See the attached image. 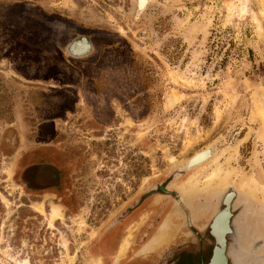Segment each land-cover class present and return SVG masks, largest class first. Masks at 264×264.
I'll return each instance as SVG.
<instances>
[{
    "label": "rangeland",
    "instance_id": "1",
    "mask_svg": "<svg viewBox=\"0 0 264 264\" xmlns=\"http://www.w3.org/2000/svg\"><path fill=\"white\" fill-rule=\"evenodd\" d=\"M142 1L136 18L138 0H0V264H101L92 234L210 147L186 171L190 191L214 213L227 192L264 204L263 0ZM87 35L86 61L59 50ZM89 89L142 106L105 110ZM31 156L54 158L73 207L31 190L32 171L22 185ZM247 229L264 237V216Z\"/></svg>",
    "mask_w": 264,
    "mask_h": 264
},
{
    "label": "flooded vegetation",
    "instance_id": "2",
    "mask_svg": "<svg viewBox=\"0 0 264 264\" xmlns=\"http://www.w3.org/2000/svg\"><path fill=\"white\" fill-rule=\"evenodd\" d=\"M140 16L137 10L136 18ZM59 47L55 53L59 50L63 53L68 51L67 54L74 60L86 61L95 53V45L88 35L77 37L66 46ZM89 91L90 89L87 92ZM92 91L90 95L102 100L105 110L114 111L113 102H120L118 98H113V101L105 99V90ZM116 95L115 97L120 95L118 90ZM128 95H134L132 99L139 96L135 91ZM127 101L119 103L126 112L140 110L141 104L136 107ZM47 123L53 125L55 132L56 119H50ZM99 124L101 125L100 121ZM54 146L56 145H50ZM33 158L34 156L29 157V162L22 161V185L27 187V181H30L28 174L32 171L34 183L31 190L37 192L47 189L65 207H73L68 178L64 177L54 158L32 160ZM46 174L49 175L47 180L44 178ZM185 178L186 171L175 169L148 183L144 191L119 211L101 231L92 234L89 251L94 250L102 257L101 264H211L215 250L221 248L214 235L213 225L217 215L226 211L230 214L227 221L230 231L225 235V255L227 264H234L230 253L236 249L232 231L235 213L232 211L233 203L229 208L226 204L228 196L233 192L224 195L220 209L214 213L215 204L200 201L193 190L190 191L184 184ZM142 215H145L142 225H133ZM131 226H135L133 233L124 234L125 229Z\"/></svg>",
    "mask_w": 264,
    "mask_h": 264
},
{
    "label": "water",
    "instance_id": "3",
    "mask_svg": "<svg viewBox=\"0 0 264 264\" xmlns=\"http://www.w3.org/2000/svg\"><path fill=\"white\" fill-rule=\"evenodd\" d=\"M193 158L194 157H192L190 160H192ZM189 163L190 162H187L183 170L187 171L186 168ZM231 199H235L233 201V203L235 202V207L242 206L241 212L238 214V216H236V218H233L232 221V231L235 236L236 250L241 251V255H237L235 257L237 259V263L241 264L240 261L242 259H244L245 257H250L252 264H264V237H250L252 235L249 236V234L246 233L247 224H250L253 220L257 221V218L264 216V204L260 205V209H256L254 206L257 203L250 197L242 195L240 192H238L237 194L233 192L227 198L226 204L228 208L230 207ZM227 216H230V214L226 211H223L219 215H217L215 219L213 225L214 235L217 238L218 243L221 245V248H217L215 250L211 264H227L225 255V235L230 231L228 222H225V225L221 227V230H219L218 228L221 222L223 224V217ZM258 229L260 230L261 228L258 227ZM255 230V228L252 229V231ZM261 250L263 252H261ZM234 254L235 251L233 252V255Z\"/></svg>",
    "mask_w": 264,
    "mask_h": 264
},
{
    "label": "bare ground",
    "instance_id": "4",
    "mask_svg": "<svg viewBox=\"0 0 264 264\" xmlns=\"http://www.w3.org/2000/svg\"><path fill=\"white\" fill-rule=\"evenodd\" d=\"M139 1H140L141 3L144 2V1H142V0H138V14H140L141 12H143L144 9H145V7H146V5H147V4H146L144 7H142V8L140 9V4H139L140 2H139ZM148 1H149V0H148ZM149 2H150V1H149ZM149 2H148V3H149ZM263 6H264V0H263ZM209 150L212 152V155H210V157H209V158H211V157L215 154V149H213V148H211V147H210V148H206L205 150H201V151L197 152L193 157L195 158V157H197V155L203 153L204 151H209ZM194 158H193V159H194ZM209 158H208L206 161H208ZM193 159L190 160V161H188V162H190V163L188 164V166H187V168H186L187 170H189V169L191 170V169L197 168V167H199L200 165H202V164H204V163L206 162V161H205L204 163L199 164V165H192L191 162L193 161ZM248 193H249V192H248ZM233 201H234V199H231V201H230V202H231L230 205L233 203ZM261 202H262V201H261ZM226 221H227V219H226ZM246 264H247V263H246Z\"/></svg>",
    "mask_w": 264,
    "mask_h": 264
}]
</instances>
